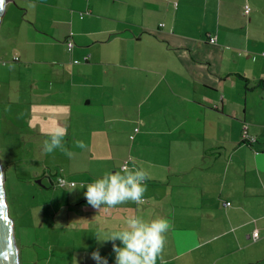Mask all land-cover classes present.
<instances>
[{
  "label": "crops",
  "instance_id": "obj_1",
  "mask_svg": "<svg viewBox=\"0 0 264 264\" xmlns=\"http://www.w3.org/2000/svg\"><path fill=\"white\" fill-rule=\"evenodd\" d=\"M16 1L33 21L17 23L6 5L1 41L14 46L6 82L24 58L25 129L35 125L34 104L43 108L40 136L49 119L68 129L63 143L77 158L59 175L86 186L129 154L130 167L149 173L142 204L100 210L84 197L70 206L67 222L81 214L88 232L82 264H96L95 250L115 264L113 243L121 242L95 234L121 230L133 215L171 222L165 264H264V118L255 119L264 108V0Z\"/></svg>",
  "mask_w": 264,
  "mask_h": 264
},
{
  "label": "rangeland",
  "instance_id": "obj_2",
  "mask_svg": "<svg viewBox=\"0 0 264 264\" xmlns=\"http://www.w3.org/2000/svg\"><path fill=\"white\" fill-rule=\"evenodd\" d=\"M17 3L14 0L9 5L16 22L19 23L23 19L33 21L32 13L22 8V11H19ZM12 20H14L13 16ZM6 27V25L0 27V74L2 75H0V163L4 170L6 204L9 218L14 226L13 234L20 264H82L79 244L84 235L88 234L82 229L84 228L82 225L84 216L75 213L74 218L71 219L72 223L67 221L70 206L77 200L84 199V188L80 185L81 187L71 191L69 188L54 187L49 179H44L42 185H39L33 178L34 173L37 172L55 175L70 174L77 156L73 154L70 140L64 145L65 150L58 149L53 153L45 151L44 142L48 135L40 136L36 130L37 119L41 121L44 119L43 114L39 113V110L43 108L41 109L37 104L33 105L37 115L35 116L36 122L34 119L31 120V127L34 123L35 125L32 130L25 129L30 123L28 121L30 111L27 109L30 64H27L24 58L15 62L13 67H17L16 74L11 77L12 82H6L10 80V77L5 76L7 74L5 71L10 70V65L4 67L8 63L5 54H9L14 49L13 44L1 41L2 29ZM261 94L262 92L253 98L249 96L248 108L252 107L251 103H254L256 98H260ZM257 101L264 102L258 99ZM257 106L255 119L258 120L256 125H259L260 120L264 118V108ZM48 109H53V107H48ZM48 113L54 115V113L51 114V110ZM243 114L244 111L242 116ZM51 122L52 120L49 119L47 127L42 128L43 132L48 133L55 126L54 123L50 124ZM133 127L132 124L131 129ZM68 137L66 135L65 139ZM133 138L129 136V142L132 145L134 144ZM67 152H71L72 155H67ZM131 156L129 154L127 160L131 159ZM65 177L68 178L66 175ZM76 192L80 193L79 197L76 196ZM218 194L219 192L216 193L217 199ZM70 239L72 242H68ZM70 249L74 254L67 252Z\"/></svg>",
  "mask_w": 264,
  "mask_h": 264
},
{
  "label": "clouds",
  "instance_id": "obj_3",
  "mask_svg": "<svg viewBox=\"0 0 264 264\" xmlns=\"http://www.w3.org/2000/svg\"><path fill=\"white\" fill-rule=\"evenodd\" d=\"M68 129L63 126H54L48 132L49 139L44 142V149L48 153L64 149V138ZM79 147H85L81 142ZM71 156V152H67ZM149 173L143 168L122 165L119 170L108 171L94 182L82 186L87 190L83 193L87 203L96 208H112L123 205L128 201L138 205L144 201L147 191ZM77 189L73 184L72 190ZM71 190V191H72ZM171 222L165 218L148 219L133 215L125 219V227L116 231H105L102 227L96 232L101 242L116 241L113 243L115 264H165L162 256L166 243V233L171 229ZM96 264H109V259L102 256L99 250L91 253Z\"/></svg>",
  "mask_w": 264,
  "mask_h": 264
},
{
  "label": "water",
  "instance_id": "obj_4",
  "mask_svg": "<svg viewBox=\"0 0 264 264\" xmlns=\"http://www.w3.org/2000/svg\"><path fill=\"white\" fill-rule=\"evenodd\" d=\"M14 0H2L0 2V20L2 19L5 6ZM3 167L0 163V264H20L19 252L14 239V226L9 218L6 204L5 178ZM36 184L42 185V180H35Z\"/></svg>",
  "mask_w": 264,
  "mask_h": 264
},
{
  "label": "built area",
  "instance_id": "obj_5",
  "mask_svg": "<svg viewBox=\"0 0 264 264\" xmlns=\"http://www.w3.org/2000/svg\"><path fill=\"white\" fill-rule=\"evenodd\" d=\"M251 11V9L247 6L246 7V10H245V14H248L249 12ZM72 37H73V33L71 32L70 34V37H69V40L67 41V46H68V49L71 51L73 48H74V42L72 40ZM211 43H214L216 42V39H211L210 41ZM264 54V53H263ZM14 60H18L17 57L14 58ZM139 129H136L135 132H137ZM133 159H128L125 161L124 165L127 164L128 166L130 165L131 161ZM73 184L75 185V187L77 186V183L76 182H73V181H69V179L65 178V177H58L57 180H56V185L57 187L59 188H69V189H72V186ZM231 205V202H228L226 203V206H230ZM255 237L258 238L259 237V232H255Z\"/></svg>",
  "mask_w": 264,
  "mask_h": 264
},
{
  "label": "trees",
  "instance_id": "obj_6",
  "mask_svg": "<svg viewBox=\"0 0 264 264\" xmlns=\"http://www.w3.org/2000/svg\"><path fill=\"white\" fill-rule=\"evenodd\" d=\"M245 143L247 142V144H250V145H253V142H251V140H247V141H244ZM49 177L52 179L51 180V182H52V184H54V187H57V185H56V180H57V178L58 177H65V176H61V175H58V176H55L54 174H49ZM66 178V177H65ZM67 179H69V178H67ZM70 180V179H69ZM71 181H73V180H71ZM73 182H75V181H73ZM77 187V186H76ZM59 188V187H58ZM63 189H67V188H63Z\"/></svg>",
  "mask_w": 264,
  "mask_h": 264
},
{
  "label": "snow or ice",
  "instance_id": "obj_7",
  "mask_svg": "<svg viewBox=\"0 0 264 264\" xmlns=\"http://www.w3.org/2000/svg\"><path fill=\"white\" fill-rule=\"evenodd\" d=\"M0 2H2V0H0Z\"/></svg>",
  "mask_w": 264,
  "mask_h": 264
},
{
  "label": "flooded vegetation",
  "instance_id": "obj_8",
  "mask_svg": "<svg viewBox=\"0 0 264 264\" xmlns=\"http://www.w3.org/2000/svg\"><path fill=\"white\" fill-rule=\"evenodd\" d=\"M37 180V179H36Z\"/></svg>",
  "mask_w": 264,
  "mask_h": 264
}]
</instances>
